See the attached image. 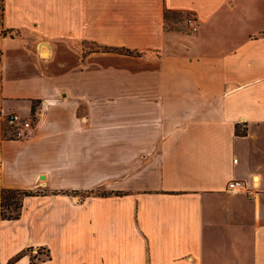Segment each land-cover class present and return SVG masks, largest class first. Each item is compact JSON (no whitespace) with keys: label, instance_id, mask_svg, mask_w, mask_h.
<instances>
[{"label":"crops","instance_id":"obj_1","mask_svg":"<svg viewBox=\"0 0 264 264\" xmlns=\"http://www.w3.org/2000/svg\"><path fill=\"white\" fill-rule=\"evenodd\" d=\"M1 187L0 264H264V0H0Z\"/></svg>","mask_w":264,"mask_h":264},{"label":"built area","instance_id":"obj_2","mask_svg":"<svg viewBox=\"0 0 264 264\" xmlns=\"http://www.w3.org/2000/svg\"><path fill=\"white\" fill-rule=\"evenodd\" d=\"M185 24L189 31L195 32L198 30L200 22L195 15H188L185 18ZM2 120L10 127L8 137L10 138H25L29 135L31 128L33 127V119L30 115L24 116L15 111L1 112ZM240 122H243L241 119ZM245 129L241 131L244 133ZM256 179L247 181L242 178H231L226 183V189L235 192H244L248 196H252L257 191ZM30 261L39 262L48 257L47 249L43 247H34L29 250Z\"/></svg>","mask_w":264,"mask_h":264},{"label":"trees","instance_id":"obj_3","mask_svg":"<svg viewBox=\"0 0 264 264\" xmlns=\"http://www.w3.org/2000/svg\"><path fill=\"white\" fill-rule=\"evenodd\" d=\"M122 49V48H120ZM123 50V49H122ZM127 52H131L129 49H124ZM33 191L27 190V189H18V188H8V187H1L0 188V208L2 206H8L9 200H12L14 195L17 194V200H14L13 204V210H15L13 213H3L0 210V215L3 217H17L19 214L20 209V201L23 195L32 194Z\"/></svg>","mask_w":264,"mask_h":264},{"label":"rangeland","instance_id":"obj_4","mask_svg":"<svg viewBox=\"0 0 264 264\" xmlns=\"http://www.w3.org/2000/svg\"><path fill=\"white\" fill-rule=\"evenodd\" d=\"M175 19L183 20L184 16H175ZM185 26H186V24H185ZM186 29L188 30L187 26H186ZM6 126H7V128H6V132H5L6 135L5 136H8V133L10 132V127L7 124L5 125V127ZM240 133H241V131H240ZM17 197H18L17 194H15L13 199L9 200V202L7 203L8 204L7 207L6 206H2L0 208L1 212H3V213H13L15 211V210H13V204H14V200L18 199Z\"/></svg>","mask_w":264,"mask_h":264}]
</instances>
